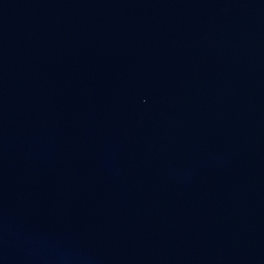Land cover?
I'll list each match as a JSON object with an SVG mask.
<instances>
[{
  "label": "water",
  "instance_id": "water-1",
  "mask_svg": "<svg viewBox=\"0 0 264 264\" xmlns=\"http://www.w3.org/2000/svg\"><path fill=\"white\" fill-rule=\"evenodd\" d=\"M0 264H264V0H0Z\"/></svg>",
  "mask_w": 264,
  "mask_h": 264
}]
</instances>
